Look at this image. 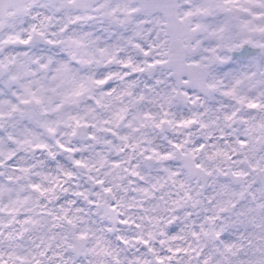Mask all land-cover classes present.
<instances>
[{
  "label": "snow or ice",
  "instance_id": "snow-or-ice-1",
  "mask_svg": "<svg viewBox=\"0 0 264 264\" xmlns=\"http://www.w3.org/2000/svg\"><path fill=\"white\" fill-rule=\"evenodd\" d=\"M192 258L264 264V0H0V264Z\"/></svg>",
  "mask_w": 264,
  "mask_h": 264
},
{
  "label": "clouds",
  "instance_id": "clouds-1",
  "mask_svg": "<svg viewBox=\"0 0 264 264\" xmlns=\"http://www.w3.org/2000/svg\"><path fill=\"white\" fill-rule=\"evenodd\" d=\"M193 135L191 137V139L193 141H195L196 139H199V130L197 129H193L192 130ZM185 137H181V139H184ZM154 142L155 143H163V141L161 139H156L154 138ZM193 145L190 144L188 145V147H192ZM203 156V154H201ZM207 164H209L210 167H215L216 164L215 162H209V161H205ZM164 166H168V163L165 162ZM173 167H175L177 170L183 171V169L181 168V164L180 161L177 160L175 162H173ZM153 176L155 175H164L163 173H157L156 171H153L151 173ZM181 180H183L187 185L190 186L191 189H193L194 191H197L200 193V199L203 201V204L205 207H208V198H216L217 193L213 190V181L212 179H209L207 182L203 181V180H199L196 177H191V178H185L184 176L180 177ZM220 181L217 180V184H219ZM257 187H259L257 185ZM236 191H239V188L236 187L235 188ZM165 191H172L173 192V197L172 199H175V189L172 188H166ZM130 195H134L132 193H130ZM157 195H160L159 193H157ZM257 197L260 196V193L257 192L256 193ZM152 203H156V201H152ZM147 206V205H146ZM186 212H191L192 215L191 216H186L185 213ZM197 213H199V216H197ZM207 214H211V212L207 213ZM168 215L165 213V218H168ZM175 215L177 216L176 221L174 222L175 226H176V232L180 233V229L181 228H185L187 231L191 230V227L193 226V223L195 222L196 224L202 222V219L204 217V215H206V213H204L201 208H191V207H187L184 209H177L175 212ZM234 221V216L231 212V210L225 211L223 213L220 214V219L217 221L218 225H228V224H233ZM196 230H199L198 228ZM182 235H186V233H181ZM231 235V234H229ZM227 238V236H226ZM188 240H191L192 238L190 236L187 237ZM176 243L179 244H184L185 241L181 240V241H177ZM191 264H195V259L192 258Z\"/></svg>",
  "mask_w": 264,
  "mask_h": 264
}]
</instances>
